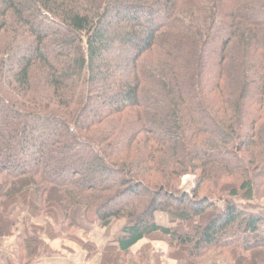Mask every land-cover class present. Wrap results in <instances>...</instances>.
<instances>
[{
    "label": "trees",
    "instance_id": "obj_1",
    "mask_svg": "<svg viewBox=\"0 0 264 264\" xmlns=\"http://www.w3.org/2000/svg\"><path fill=\"white\" fill-rule=\"evenodd\" d=\"M262 200L264 0H0V240L24 213L21 264L88 235L83 213L125 221L105 264H152L132 251L155 235L180 264H264Z\"/></svg>",
    "mask_w": 264,
    "mask_h": 264
},
{
    "label": "rangeland",
    "instance_id": "obj_2",
    "mask_svg": "<svg viewBox=\"0 0 264 264\" xmlns=\"http://www.w3.org/2000/svg\"><path fill=\"white\" fill-rule=\"evenodd\" d=\"M81 150L82 149L80 147L73 148L72 149L73 153L69 154V156L73 157V160L78 162V164L80 166H84L86 164H89L92 159H91L90 155L85 150H83V151H81ZM29 151H30V153H33L31 150H29ZM76 152H78V153H76ZM76 155L79 156V158ZM56 170L58 171V169H56ZM57 174H58V172H57ZM102 175H103V172L99 171L96 175H94V178L99 179L102 177ZM195 180H196V178L194 175L186 176L182 180V188L185 191H190L194 187ZM252 205L256 206L257 208L256 207H255L256 209L255 208H249L250 212L257 213V212L264 210V200L258 201V202H253ZM16 213L17 212H14V215ZM18 213L22 214V212H20V211ZM17 216H18V214H17ZM17 219L21 220V218H17ZM82 219L85 222V224L88 225L87 227L90 229V232L88 235H84V232L80 231L78 234H76V237L74 239L60 238L59 240H65L64 244H67V242L70 241V243L78 245L79 247H81V249L87 255L86 259L88 262L96 259L100 262V264H105V260L103 259L102 251L109 243H111L115 240V238L117 237V235L120 232L117 233V235H115V236L113 234L116 233L119 229H121L125 225V221L124 220L116 221L110 227L104 229L102 227H99V225L96 226V225H92V224L87 223L85 221V214L84 213L82 215ZM157 221L159 224H167V225L169 224V221H168V218L166 217V215H158ZM31 222L33 224L38 223V226H40V227H43V226L46 227L47 226L46 222L43 220H32ZM23 228L24 227H22V226L17 227V230L20 231V230H23ZM262 230L263 231L261 233V237L264 236V227ZM17 233L18 232H15L14 235H16ZM44 239H45V242L49 245V248L51 249L50 242H49L50 240L46 236H44ZM94 240L99 242L100 244H102V242H103V244L105 246L99 247L97 245V242H95ZM17 242H18V246H19L18 239H17ZM85 246H89V248H86ZM145 248L147 249V251L150 252V255H151L150 260H151L152 264L158 262L156 260L161 261L162 262L161 264H180L177 261H175L174 259H171L168 257L169 248H168V243L166 242L165 238H162L158 235H155V236H152V237L142 241L141 243H139L137 246H135L133 248V251H132L133 255L137 254L138 252H140V250H143ZM18 249H19V247H18ZM18 249H17V252H18ZM61 249H63V251H66V252L70 251L69 248H66V247L60 248V246H59V250H51L52 254H47L46 251L43 250L42 254H41L42 256L40 258H47V257H52V256L59 257L61 254ZM15 254H16V252H15ZM18 254L19 253H17V256H19ZM39 259H37V260H39Z\"/></svg>",
    "mask_w": 264,
    "mask_h": 264
},
{
    "label": "crops",
    "instance_id": "obj_3",
    "mask_svg": "<svg viewBox=\"0 0 264 264\" xmlns=\"http://www.w3.org/2000/svg\"><path fill=\"white\" fill-rule=\"evenodd\" d=\"M158 215H165V214L158 213L157 217H158ZM24 216H25L24 213L18 214L17 218H21V220L17 219L18 220L17 221L18 227H21V226L23 227ZM35 224L38 225V223H35ZM161 225L169 226V224L168 225L167 224H161ZM122 228L119 229L113 235L114 236L117 235V233H119L122 230ZM104 229H106V228H104ZM21 233H23V230L18 231V233L16 235H13L12 237L4 238V239L0 240V264H21L19 256H17V253H18L17 249L19 247L18 242H17V237ZM49 242H50L51 250H59V246H60V248H64V247L69 248L70 251L66 252V251H63V249H61V254L59 257L52 256V257H47V258H40L34 264H100V262L96 259L88 262L86 259L87 255L81 249V247H79L78 245L70 243V241L67 242V244H64L65 240H59V239L54 240V241L50 240ZM95 242H97V241H95ZM97 245L99 247L105 246L103 244V242H102V244L97 242ZM15 252H16V254H15Z\"/></svg>",
    "mask_w": 264,
    "mask_h": 264
}]
</instances>
